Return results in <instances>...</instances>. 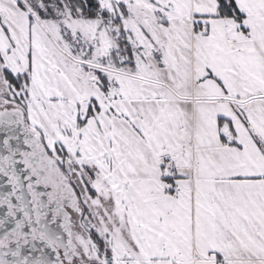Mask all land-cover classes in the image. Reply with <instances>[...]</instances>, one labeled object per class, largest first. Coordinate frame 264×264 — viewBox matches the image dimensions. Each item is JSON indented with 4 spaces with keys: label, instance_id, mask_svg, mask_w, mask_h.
Wrapping results in <instances>:
<instances>
[{
    "label": "snow or ice",
    "instance_id": "6c2138e0",
    "mask_svg": "<svg viewBox=\"0 0 264 264\" xmlns=\"http://www.w3.org/2000/svg\"><path fill=\"white\" fill-rule=\"evenodd\" d=\"M0 264H264V0H0Z\"/></svg>",
    "mask_w": 264,
    "mask_h": 264
}]
</instances>
